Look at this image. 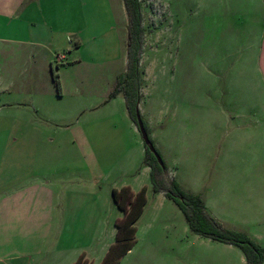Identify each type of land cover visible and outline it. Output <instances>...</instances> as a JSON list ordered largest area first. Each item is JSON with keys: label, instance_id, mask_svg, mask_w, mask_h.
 I'll use <instances>...</instances> for the list:
<instances>
[{"label": "rangeland", "instance_id": "obj_1", "mask_svg": "<svg viewBox=\"0 0 264 264\" xmlns=\"http://www.w3.org/2000/svg\"><path fill=\"white\" fill-rule=\"evenodd\" d=\"M77 2L70 1L68 17L54 10H51V16L58 24L74 28L79 20L70 24L68 18L74 20L77 17ZM141 4L145 29L142 69L147 72L139 108L167 166L163 183L168 187L170 181L176 180L186 192L200 194L208 200L212 174L257 173L263 177L259 189L264 190V137L238 129L242 124L247 126L246 114L228 118L220 113L230 108L241 111L244 100L234 97L232 101L231 96L240 95L244 90L232 83L221 64H225L229 54L223 49L214 53L211 47L214 41L209 19L210 0H141ZM108 5L107 1L98 8L91 4L88 6L90 14L96 9L98 14L106 13L105 22L101 25L105 29L110 24ZM111 5L119 29L113 33L104 29L106 34L100 42L90 41L86 45V51L90 52L98 45L108 49V57L114 60L100 62L101 66L74 63L73 59L78 55L75 49L77 42L71 43V49L67 46L62 49L66 58L58 61V52L52 50L51 55L48 52L50 43L47 46L25 45L13 41L18 40V34L22 35L20 15L12 18L0 16V80L4 79L7 84V90L0 92V97L10 101L25 99L26 104L20 108H9V114L24 112L27 124L42 127L40 157L46 163L51 160L57 169L52 177L58 178L59 196L62 197L56 198V206L63 208H56L52 214L54 220L47 221L50 213H43L39 218V214L16 212L12 205L2 213L0 207V264H21L22 259H6L9 254L17 252L26 255L24 264H74L83 253L81 249L87 251L92 264H99L117 241L118 216L123 218L126 215L113 195L114 186L120 187L124 183H132L135 189L147 183L149 190L147 204L135 223L134 241L116 264H246L239 247L193 232L177 202L164 190L154 191L152 178L149 179V173L142 170L147 156L145 142L140 131L136 135L132 132L135 123L131 117H127L126 122L118 121L123 132L122 141L110 134L113 126L108 118L105 119L108 111L126 110L122 93L112 105L110 100L114 97L110 98L109 93L115 73L126 70L124 58L128 34L124 1L111 0ZM15 8L16 5L12 6V10ZM65 19L66 23L62 22ZM42 25L39 23L31 29L37 32L41 41L50 42V32ZM53 32L60 42L64 41L56 26ZM226 35L227 32L220 37L216 32L219 44H226ZM234 55L238 56L237 53ZM110 66L116 67L114 72ZM53 75L58 76L60 88ZM250 78L254 76L250 75ZM255 84L264 93L263 84L258 85L257 81ZM59 90L61 96L57 94ZM250 92H253V82ZM214 94L219 104L214 109H219V113L216 118H210L205 112L215 106V102L210 100V95ZM32 101L42 107L38 113H35ZM197 111L201 112L200 118L190 113L184 116V112ZM10 125H14L12 120ZM215 126L216 133L213 130ZM10 137L14 138L12 133ZM50 137L54 139L51 143L47 140ZM220 140L224 145H218ZM170 150L175 151L179 160L181 158L177 167L168 163L167 151ZM17 151L16 146L14 150L10 148V156H19ZM23 151L27 158H34L32 150ZM225 152H236L239 162L223 163L227 165L224 170L214 156L216 153L222 156ZM84 158L89 159V167ZM98 159L102 165L100 174L104 170L106 177L94 180L93 162ZM62 168L68 169L66 182L61 180L65 171ZM70 169H73L72 174ZM135 176H138L137 181ZM65 183L68 194L62 186ZM250 183L243 182L241 211L236 205L228 209L217 206L225 222L219 220L226 228L239 230L232 226L236 216H246L245 221H248L256 220L260 213L248 208L258 201L254 197L252 200L255 201L248 200L251 191L247 185ZM81 188L100 194L84 199L69 196L70 192L75 194ZM252 194L256 195L257 191ZM261 208L264 206L260 202L259 210ZM34 217L36 222L32 221ZM245 232L264 247V222Z\"/></svg>", "mask_w": 264, "mask_h": 264}, {"label": "crops", "instance_id": "obj_2", "mask_svg": "<svg viewBox=\"0 0 264 264\" xmlns=\"http://www.w3.org/2000/svg\"><path fill=\"white\" fill-rule=\"evenodd\" d=\"M70 1L72 0H0V16L2 15L12 18L15 15L17 16V14H19L20 16L18 17V20H20L21 26L23 27L20 30V33L23 36L18 34V40L13 39V41L22 42L25 45L45 44L47 46V44L50 43V47H47L48 52L50 53V55L53 54V51L58 52L56 54V58L58 59V61L66 58L65 53H63V51L61 50L66 49V46L68 49H71V43L73 42H77V45H75V49L77 50L78 55H76V57H74L73 59L75 60L74 63H77V65L86 62L98 64L99 66H101L102 63L100 62L104 63L105 60H108V62L113 61L114 59H111L107 55L108 49L103 48L102 46L100 47V45L94 46L91 52L88 50L86 51L88 47H86V45L88 42H100V38L106 34V32L104 31L105 28H101L102 23L105 22L104 17L106 16V13H104L103 11V13L98 14V10L96 9L92 14H90L88 12V6H90V4L92 6H96L95 8H98L100 7V5H104V3L108 1V8L110 11V24L108 26V29L105 30H107V32L109 30V32L113 33L115 31L117 32V30L119 29L118 24L115 23L117 22V16L112 8L111 0H103L101 2H99L100 0H77L79 8L77 17L74 20L72 18H68V22L70 24H73V22L79 20V24H77L74 28L72 27V25H69V27H67L58 24V22L51 16L53 14L51 10H54L58 14H61V16H64L65 13L68 17L69 10L67 9V7L70 6ZM14 5H16V8L12 10V6ZM210 5L211 7L209 19L212 22L211 38L214 41L211 47L214 53L219 52L223 49L227 54H229L228 56H226L227 60L225 64H223L222 62L221 64L224 65L225 69L227 70V75L230 76L232 83L240 85V89L242 88V90H244V92L240 95L231 96L232 101H234V97L244 100V102H242L244 103V105L241 111L240 109L239 111H234L230 108L226 109V111H220V113L225 114L228 118L239 116L240 114H246L247 126L242 124L238 126V129L242 132L250 131V134H261L260 136L264 137V93H262L260 88L256 87L255 84L256 81L258 82V85L263 84L264 91V0H210ZM56 18L59 19V17ZM53 20L55 21V25L53 24ZM66 20L67 19L62 22L66 23ZM126 20L128 25V17ZM39 23L43 24L42 26L47 27V30L50 32V42L41 41V37L38 36L37 32L31 29V27L33 28V26H36ZM55 26L57 27V30L61 32V35L64 39L63 42H60L58 40V37L54 34L53 30ZM216 32L218 33V35H220V37L223 33L227 32L226 37L224 36L226 42L225 45L219 44ZM235 53L238 54L237 57H235ZM35 56L36 54L34 53V57ZM124 60H126L127 70L128 53H126V59L124 58ZM216 62L220 63V61ZM141 67H143L142 58ZM110 68L112 69L111 72H114V69L116 67L110 66ZM146 72L147 71L145 70L144 83L146 81ZM115 74L116 75H114L111 81V87L115 83L117 77L122 73ZM250 75H253L254 78L251 79ZM33 81L35 83H38L35 80ZM252 82L253 92H250ZM6 85V81L4 79H1L0 92H4L7 90ZM142 91H144V86L142 88ZM60 92L61 91L59 90L57 94L61 96ZM120 95L121 94L119 93L114 98H112L110 100V105H112V103H114L113 101H115V99H117ZM210 100L215 102V106H211L209 108L210 110L206 111L205 113H207L210 118H213V116H215L216 118L219 113V109L214 108H217V106H219L218 97L215 94L210 95ZM249 103H252V107H249ZM25 104V99H21V101H10V99H4L0 97V207L3 209L2 213H6V209L12 205V207L16 209V212L19 211V213L28 212V214H39V218L43 213H50V217L49 219H47V221H52L54 220V216L52 214H55V210L56 208H58V206H56V198L62 196H59L60 188L58 185V178L55 179L52 177L53 175H56L57 169L53 167V163L51 160L46 163L43 162V159L40 157V150L42 149L40 140L43 139L40 138L39 135L44 134L43 129L38 125L33 126V123L27 124L24 112H18V114L12 115H10L8 112L9 108L11 107L13 109H16L15 107L20 108L21 105ZM32 104L35 113H38L42 107L34 105V101H32ZM246 107L248 108L245 110L244 108ZM4 112L7 114H5ZM108 112L109 113L105 117V119L108 118L113 126L112 133L110 134L122 141L123 132L121 127H119L118 125V121L119 119H121L123 121L125 120L126 122V118L131 117L129 111L126 107L125 112L116 110ZM189 113L192 114L195 118L201 117L200 111L184 112V116L187 117ZM11 120L14 122V125L12 126L10 125ZM134 123L135 124L132 128V132L136 135L137 131L140 130L135 121ZM26 129L28 131H26ZM213 130L216 133L217 127L215 126ZM11 133L14 136L13 139H11L10 137ZM47 140L50 143L54 141V139L51 137L50 140L48 138ZM221 140L218 141V145L220 146L224 145L221 143ZM11 145L13 146L11 147ZM15 146L18 150L17 155L19 154V156L13 157L10 156V148L14 150ZM27 149L33 151L32 153L34 154V158L26 157V153L23 150ZM236 155V152H225L222 154V156H219L216 153L214 159H216V162H219V165L225 170L227 168V165H224L223 163L229 164L228 162H239L236 160ZM167 156L168 163H170L173 167H177V165L181 164V158L179 156L180 160L178 159L175 151H167ZM84 162L87 167H89V159L84 158ZM93 166L94 171L93 173H91L94 180H99L102 177H106V175L103 174L104 170L103 173L100 174L99 167H102V165L100 164L99 159L96 160V162H93ZM62 170L65 171L61 176V180L66 182L68 176L66 171H68V169L62 168ZM85 170L90 171L88 169ZM142 170L146 173H149V179H151V167L147 165L145 161ZM69 173L72 174L73 169H70ZM142 175L143 173L141 172L140 176ZM262 178L263 177H261L257 173H231L230 175L215 173L211 175V189L208 200L205 196L201 197L203 198L205 205H208V207L206 205L208 211L219 222L220 220L225 222V220H223V216L219 214V209L217 208V206L221 207L222 205L228 209L236 205L241 211L243 204L242 190L245 187V185H243V182H246L247 184L252 182L250 183V185H247L250 187L249 191H251L248 200H251V202H253L255 201L252 200V198L254 197L257 198L259 202L257 201L255 205H250V207L248 206V208L254 210V213H258L259 211L260 213L257 214L258 216H256V220L253 219L245 221L246 216L242 218L236 216L232 223V226L235 229H239L237 231L245 232L246 229L264 222V212H261L264 208H261V210H259L260 202L264 206V190L259 189L262 187ZM134 179L137 181L138 176H135ZM230 183L233 185H230ZM131 184L124 183L120 187L122 188L128 186L130 188H133ZM62 186H64L66 193L68 194L69 190L67 183ZM144 186L147 187L148 192L149 186L147 185V183H142L137 187V189H133L137 190L138 192ZM120 187H118L117 185L114 186V188L117 189H119ZM253 191H257V194L253 195ZM99 194L100 193H90V191H84V189L81 188L80 190H77L75 194L73 192H70L69 196H76L84 199L90 195L99 196ZM58 209L62 210L63 208L60 207ZM18 219H20V216ZM119 219H121V216H118L117 221ZM37 220H39L40 222V219ZM32 221L36 222V218H32ZM226 244L231 247L235 246L229 243ZM10 248L9 250H12ZM13 250H17V248H14ZM82 252L87 254L86 250L81 249V253ZM11 254H9L6 259H22L20 260V262L22 261L21 264H24V260L27 259L24 253L17 252V254ZM87 257L89 258L88 254ZM244 260L246 263L245 255Z\"/></svg>", "mask_w": 264, "mask_h": 264}, {"label": "trees", "instance_id": "obj_3", "mask_svg": "<svg viewBox=\"0 0 264 264\" xmlns=\"http://www.w3.org/2000/svg\"><path fill=\"white\" fill-rule=\"evenodd\" d=\"M123 1L128 17L127 70L117 77L110 90L109 97L112 98L119 93H123L129 114L137 124V113L139 112L141 114L139 104L142 97L145 75L141 67L145 38V29L143 26L144 16L141 0ZM54 80L58 88H60L58 76L54 75ZM144 125L149 133L150 139L155 145L145 122ZM145 147L147 154L145 163L151 167L154 191L164 190L167 196L177 202L193 232L239 247L245 255L246 264H263L264 247L246 232L224 227L208 211L201 195L186 192L176 180L170 181L168 187H166V184L163 183L164 174L167 172L165 162L163 161L164 167H162L146 144ZM156 150L159 153L157 147ZM113 195L118 206L121 209H125L126 215L117 221V241L110 247V250L100 264H116L121 256L129 250L137 231L135 223L142 214L147 202V187H142L138 192H134L128 186L120 189L114 188ZM74 264L92 263L89 261L87 255L82 253Z\"/></svg>", "mask_w": 264, "mask_h": 264}, {"label": "water", "instance_id": "obj_4", "mask_svg": "<svg viewBox=\"0 0 264 264\" xmlns=\"http://www.w3.org/2000/svg\"><path fill=\"white\" fill-rule=\"evenodd\" d=\"M137 125H138L139 130H140V132L142 134V137H143V140H144L145 144L150 149V151L156 156V158H157L158 162L160 163V165L162 167H164L163 159H162L161 155L157 152L154 143L150 139L149 133H148L147 129L145 128L142 116H141V114L139 112L137 113Z\"/></svg>", "mask_w": 264, "mask_h": 264}]
</instances>
